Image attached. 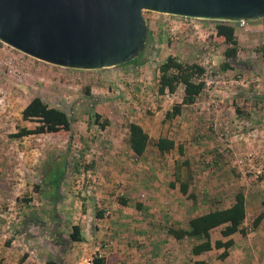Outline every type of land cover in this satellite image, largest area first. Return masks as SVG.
<instances>
[{
    "label": "rangeland",
    "instance_id": "374dc122",
    "mask_svg": "<svg viewBox=\"0 0 264 264\" xmlns=\"http://www.w3.org/2000/svg\"><path fill=\"white\" fill-rule=\"evenodd\" d=\"M142 15L150 40L133 61L115 67L84 70L56 66L0 41V152H8L4 157L12 165L24 162V156L27 163H33L32 168H26L31 179L19 190L18 201H4L1 206L5 211L10 206L17 211L18 206L25 207L24 216L38 212L37 222L41 223L35 230L51 233L54 229L67 239L65 245L73 242L69 241L73 225H85L90 221L88 214L103 210L97 207V171L106 165L111 167L106 177L121 174L115 167L118 154L129 162L139 161L146 173L154 176L152 181H160L157 174L161 176L166 187L169 180L177 182L175 174L179 171V180L188 181L193 194L204 196L202 184H211L217 196L210 198L222 197L215 207L227 205L231 195L241 190L246 196V228L264 212V58L257 51L264 44V18L248 21L243 27L231 23L238 41L237 59L224 66L227 44L216 35L213 20L189 19L176 27L173 36L168 24L182 22L178 17L149 10ZM169 54L188 62L203 63L202 56L209 60L204 64L208 70L205 89L195 103L183 107L172 119L165 113L181 100L182 89L170 96L156 92L157 67ZM34 96L68 112L73 118L71 129L11 137L20 127L37 124L21 115ZM104 120L108 123L101 127ZM129 121L139 122L153 139H174L177 146L182 145L183 154L177 148L159 154L150 144L145 155L134 160L126 152ZM38 146L43 148L42 153L34 151ZM59 158L60 167L65 161L66 172L56 190L51 189L46 173L50 163ZM40 165L45 170L44 179L37 185ZM113 182L111 191L104 193L117 192L119 186ZM154 212L169 215L164 207ZM18 213L23 220L22 212ZM16 215L4 218L12 234L19 229L15 227ZM55 217L53 225H48ZM220 228L212 231V237L218 236ZM28 235L26 242L30 240ZM192 242L187 238L182 247L188 250ZM80 245L75 242L76 251ZM213 255L208 254L210 258Z\"/></svg>",
    "mask_w": 264,
    "mask_h": 264
},
{
    "label": "crops",
    "instance_id": "0c3cea01",
    "mask_svg": "<svg viewBox=\"0 0 264 264\" xmlns=\"http://www.w3.org/2000/svg\"><path fill=\"white\" fill-rule=\"evenodd\" d=\"M3 150L0 152V264H48V261L79 264L83 258L96 254L104 255L107 264H113L116 260H121L123 264H194L196 260H203L206 264H264V228L262 227L264 219L255 228H246L243 222L242 226L247 231L245 235L238 232L222 237L219 231L218 236L212 237L213 229L212 242L217 239L234 240V243L226 249L224 258L219 257L224 248H213L200 254H193L191 247L197 243L194 238H189L193 242L188 246V250H185L182 246L187 238H174L167 233V227L173 225L187 228V222L191 217L214 209L216 201L222 197L217 200L210 198L213 195L217 196L214 193L217 190L213 189L211 184H202L201 191L204 192V196L195 194V200H192L179 191L178 182H175L174 187H170L169 184L166 187L163 178L157 173L160 181L158 179L152 181L154 176L150 172L146 173V168L139 164V161L129 162L121 154L116 156L118 162L115 164L121 174L112 172L113 175L106 177L111 170V167L106 165L101 167L102 173L97 171L96 185L100 188L97 192V207L103 208L98 210L102 215L96 216L97 212L88 214L89 222L85 225L77 224L81 228L83 239L78 241L81 245L76 251L75 242H70L68 245L56 242L59 232H55L54 229L51 233L35 230L38 227L37 219H40L37 217L38 212H30L29 216H24L25 207L18 206L17 211L16 207L10 206L5 211L1 206L4 201H18L19 190L27 186L28 180L31 179V174L27 173L26 168L33 167V163H27L25 156L22 158L24 162L10 164L4 157L8 152ZM42 150L41 146H38V149L34 148V151L40 153L43 152ZM126 152L134 160H140L143 156H135L128 146ZM38 177L37 185H40L43 182L42 165ZM171 181L169 180V183ZM112 182L115 186H119L117 192L113 195L104 193L107 190L111 191ZM143 183H146L147 187ZM151 185L153 187L150 188ZM152 189L159 192L155 193ZM233 199L234 194L223 207L229 206ZM163 207L168 210V217H164L161 212H154L155 209ZM105 210H110L108 217L104 216ZM18 212H22L23 220H21L22 216L16 215L19 214ZM13 214L16 215L15 227L19 228L14 230V234L8 231L7 221H4L7 215ZM53 220L56 221V217L50 218L48 225H53L55 222ZM28 233L30 240L26 242L25 237ZM106 240L111 244L109 248H102L101 245ZM209 253L214 255L210 258Z\"/></svg>",
    "mask_w": 264,
    "mask_h": 264
},
{
    "label": "water",
    "instance_id": "95a60500",
    "mask_svg": "<svg viewBox=\"0 0 264 264\" xmlns=\"http://www.w3.org/2000/svg\"><path fill=\"white\" fill-rule=\"evenodd\" d=\"M144 10L253 21L264 18V0H0V41L56 66L115 67L144 50Z\"/></svg>",
    "mask_w": 264,
    "mask_h": 264
},
{
    "label": "trees",
    "instance_id": "16d2710c",
    "mask_svg": "<svg viewBox=\"0 0 264 264\" xmlns=\"http://www.w3.org/2000/svg\"><path fill=\"white\" fill-rule=\"evenodd\" d=\"M215 22L216 35L223 37L227 48L224 50L225 57L224 66H228L231 61L237 59L238 41L235 34V27L231 21L213 20ZM147 41L150 40L151 35L147 34ZM257 51L264 58V44L257 47ZM134 59L130 60L133 61ZM126 63H129L126 62ZM158 75L156 77V92L160 96H170L174 94L178 88L182 89V96L179 102L172 105L170 110H167L165 117L172 119L180 115L183 107L191 105L196 102L200 94L206 86L204 80L205 67L200 61L188 62L182 61L175 55L169 54L159 63L157 67ZM88 92V89H87ZM24 120H33L37 124L33 128L20 127L16 132L10 134L11 137H23L30 134L53 133L59 130L69 131L72 127L73 118L59 107H51L45 103L39 96H34L24 106L21 111ZM96 123H98L99 115L96 113ZM108 120H104L101 127H104ZM128 136L127 144L135 156H142L148 146L152 144L159 154H165L175 148L180 154H183V147L181 144L176 145L174 139L167 136H159L155 139L150 137L148 132L144 130L142 125L137 121H129L127 123ZM184 163H187L186 161ZM179 170V169H177ZM175 170V172L177 171ZM176 180L179 183V191L187 197L195 200V194L189 192V184L186 180H179L180 171L176 174ZM170 187L175 186V181L169 183ZM246 201L245 194L238 190L234 193L232 203L227 207H215L198 215L191 217L187 222V228L169 226L167 233L176 239L194 238L197 243L191 247L193 254H200L209 251L213 248H224L225 250L219 255L224 258L226 249L229 248L234 240L229 238L227 240L217 239L214 242L211 240V231L215 228H220L222 237H227L234 233L246 234V228L242 226L246 219ZM97 211L96 216H100ZM264 219V212L258 213L251 222V228L257 227ZM264 228V221L262 223ZM81 228L75 224L72 226L69 233V241H82ZM63 237H58L56 242L65 244ZM94 264H105V258L100 256L93 257ZM48 264H60L59 262L48 261ZM194 264H206L203 260H196Z\"/></svg>",
    "mask_w": 264,
    "mask_h": 264
},
{
    "label": "built area",
    "instance_id": "2783aa9c",
    "mask_svg": "<svg viewBox=\"0 0 264 264\" xmlns=\"http://www.w3.org/2000/svg\"><path fill=\"white\" fill-rule=\"evenodd\" d=\"M174 16L175 17H178L180 20H182V22L181 21L180 22H176L175 21V22H173V24L172 23L170 25L168 24L169 28H167V30L170 31V33H172L173 36L176 34V32L178 30V28L176 29V27H181V25L186 24V21L187 20L193 19V18L184 17V16H176V15H174ZM231 22L237 24L238 27H243V26H245L247 24L248 21L247 20L240 19V20L231 21ZM202 57L205 59L204 62L202 63L203 65L205 63H208L209 62V60H208L207 57H205V56H202ZM207 73H208V70H206V67H205V74L204 75H206ZM205 82H206V80H205ZM237 163L240 166V164L242 163V160L237 161ZM109 215H110V210H105L104 216L105 217H108ZM110 244L111 243H110L109 240L104 241L103 242V248H109ZM94 256H98V257L102 256V257L105 258V256L102 255V254H96ZM94 256H91V257H88V258L83 259L81 262H79V264H94L93 263V257ZM105 264H107L106 259H105ZM113 264H123V262L121 260H116V261L113 262Z\"/></svg>",
    "mask_w": 264,
    "mask_h": 264
},
{
    "label": "flooded vegetation",
    "instance_id": "af4514ba",
    "mask_svg": "<svg viewBox=\"0 0 264 264\" xmlns=\"http://www.w3.org/2000/svg\"><path fill=\"white\" fill-rule=\"evenodd\" d=\"M59 160L60 158L58 160H53L50 163V166H51L50 169L46 173V177L49 178L48 182H49L50 187H53L56 190L62 181L64 173L66 172V167L64 166L65 161H63V166L60 167V164H58ZM42 169H43V175H44L45 170L43 166H42ZM40 223L41 222L38 221V224Z\"/></svg>",
    "mask_w": 264,
    "mask_h": 264
}]
</instances>
